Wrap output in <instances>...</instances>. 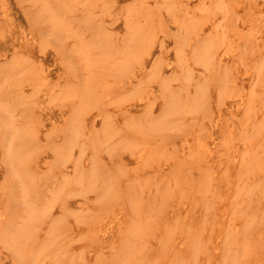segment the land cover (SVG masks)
Returning <instances> with one entry per match:
<instances>
[{"label":"rangeland","instance_id":"obj_1","mask_svg":"<svg viewBox=\"0 0 264 264\" xmlns=\"http://www.w3.org/2000/svg\"><path fill=\"white\" fill-rule=\"evenodd\" d=\"M0 264H264V0H0Z\"/></svg>","mask_w":264,"mask_h":264}]
</instances>
